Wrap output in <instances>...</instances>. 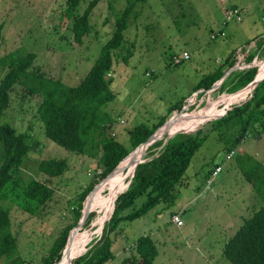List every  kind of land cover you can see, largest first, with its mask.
Here are the masks:
<instances>
[{
  "label": "rangeland",
  "instance_id": "obj_1",
  "mask_svg": "<svg viewBox=\"0 0 264 264\" xmlns=\"http://www.w3.org/2000/svg\"><path fill=\"white\" fill-rule=\"evenodd\" d=\"M89 1L81 0L75 13H82ZM126 2L99 1L89 15L90 33L79 44L73 38L72 17L66 12L65 0H0V57L16 50L34 53L33 67L70 86L77 85L111 37L115 19ZM231 6L239 8L240 21L227 18L226 9ZM257 28L264 31V0H184L182 6L161 0L137 3L123 32V43L114 51L110 71L114 97L103 108L113 118L110 131L117 133L115 139L130 149L127 130L138 124L151 127L167 116L171 107L185 102L202 79L221 67L234 50L245 49L244 43L251 40L248 38L260 34L255 32ZM246 49L255 50V45ZM184 52L189 58L183 59ZM174 57L181 61L174 63ZM7 70L0 62V80ZM236 75L237 70L233 73ZM263 76L264 72L259 78ZM215 92L185 102L187 110L213 102L210 99L218 97ZM37 103L38 97L24 94L16 84L9 107L0 115L2 122L10 123L18 132L27 131L31 141L37 142L16 175L48 180L53 188L51 198L34 215L25 212L18 202L0 200V205L9 209L11 231L17 240L15 255L25 264H43L42 258L56 236L73 221L72 204L100 170L95 158L68 151L45 136L36 114ZM204 119L198 128L207 132V137L177 186L173 204L163 209L159 204L147 215L119 224L117 235L111 234L114 264H121L135 239L144 234L150 235L157 248L153 264H231L222 253L224 243L261 204L239 171V164L248 155L264 165V132L258 138L246 133L232 157L226 159L230 138L226 140L217 129L210 130L211 124H205L208 121ZM49 158L66 159V169L60 176L48 177L38 169L39 161ZM215 165L222 169L207 183ZM102 193L108 195L107 190ZM99 206V211L91 210L95 214L89 226L82 229L90 232L87 244L101 235V221H107L113 210V204ZM101 213L102 220L95 227L93 220ZM172 213L179 215L181 225L172 223ZM82 246L72 248L70 254L76 255ZM5 259L0 257V264L8 261Z\"/></svg>",
  "mask_w": 264,
  "mask_h": 264
},
{
  "label": "trees",
  "instance_id": "obj_2",
  "mask_svg": "<svg viewBox=\"0 0 264 264\" xmlns=\"http://www.w3.org/2000/svg\"><path fill=\"white\" fill-rule=\"evenodd\" d=\"M99 1L101 0H90L79 14L75 13V9L81 0H65L66 12L72 17L73 38L79 44L90 33L89 15ZM126 1L125 7L115 19L111 37L102 45L96 60L77 85L70 86L61 79L47 76L39 68L33 67L36 57L34 53H22L16 50L0 57V62L8 67L0 80V115L9 107L14 85H20L24 94L38 97L36 114L42 123L45 136L68 151L95 158L100 167L96 178L83 188L75 204H72L73 221L56 236L49 251L42 258L43 264L62 262L68 251V248H65L68 235L78 223L84 204H89L93 209L109 198L111 177L105 179L106 176L157 128L160 127L158 131L163 129L161 126L171 117L173 111L177 110L178 113L182 110V113L171 121L172 127H178L191 120L204 107L188 111L189 105L186 106L185 102L190 103L199 95L203 99L207 92L216 91L218 95L215 99L209 98L211 101L237 94L248 88L245 86L264 63V34H258L256 36L258 38L254 37L245 43V45L251 42L256 44L255 53L259 51L258 55L253 53L246 56L248 53L246 46L245 49L239 47L234 50L222 62L221 67L198 83L185 102L171 107L167 116H162L151 127L138 124L127 130L131 148L126 149L119 140L115 139L116 134L111 133L113 118L103 110L114 97L110 89L114 51L123 43V32L128 26L130 16L134 14L136 4L145 0ZM161 1L172 2L179 6L184 3V0ZM1 28L2 24H0V39ZM253 60L256 61L255 66L232 70L220 85L212 90L214 83L227 70L236 65L249 64ZM236 70L239 75L233 76ZM217 115L221 116L205 124L210 123L212 127L210 130H219V134L226 140L230 138L227 154L244 140L246 133L250 132L257 138L260 137L264 132V78L242 100H231L218 106L208 118ZM202 123L198 122L191 126L190 131L186 133L171 135L164 144L166 135H162L147 146L141 158L139 156L135 162L125 168L118 177L116 184L118 194L113 200V210L103 225L101 235L87 244L88 248L84 253L72 258L67 264H114L111 234L117 235L119 224L147 215L159 204H162V209L173 204L177 197V186L182 183L195 151L207 137L208 133L198 128ZM257 128L260 129V133H257ZM36 143L31 141L27 131L18 132L10 123L0 120V200L10 199L18 202L25 212L32 215L53 194V188L48 184V180L40 181L33 177L24 179L16 175L29 150ZM139 147L141 146L137 148ZM66 166L64 158H49L38 163V169L48 177L60 176ZM132 171L133 176H131ZM239 171L251 184L261 204L243 220L234 234L224 243L222 253L231 264H264V165L247 155L240 161ZM99 183L101 184L89 197V193ZM104 190H107V196L102 195ZM138 198L141 199L140 203L135 205ZM127 209L129 211L124 213ZM96 210L99 211L100 206ZM94 214L90 211L78 229L73 249H79L83 245L90 232L82 229L89 226ZM102 217L101 213L93 220L95 227L99 226ZM74 234L75 232L72 238ZM16 251L17 240L11 231L9 209L0 205V257L4 256L5 260H8L4 264H25L18 255H15ZM63 251L65 253L61 258ZM129 251L128 255L122 258L121 264H153L157 255L156 245L149 234L138 236L129 247Z\"/></svg>",
  "mask_w": 264,
  "mask_h": 264
},
{
  "label": "bare ground",
  "instance_id": "obj_3",
  "mask_svg": "<svg viewBox=\"0 0 264 264\" xmlns=\"http://www.w3.org/2000/svg\"><path fill=\"white\" fill-rule=\"evenodd\" d=\"M264 72V63L262 64L260 70L258 71V74H257V78H259L261 76V74ZM250 92V89L247 88L237 94H234V95H230V96H225V97H222V98H219L213 102H209L207 101L206 105L198 112V114L196 116H194L191 120L185 122L184 124H182L181 126L177 127V128H174L172 127V130L174 129H178V128H181V127H185L187 126V128H190L191 126L195 125L196 123L200 122L201 120H203L204 118H208L207 114L209 113H212L214 111V109H216L218 106L224 104V103H227L231 100H235V101H240L242 100L248 93ZM197 117V118H196ZM162 131L163 129L159 130L156 132V136L157 137H161L162 136ZM146 149V148H145ZM143 147H139L137 148L136 150H134L119 166V169L117 170V172L115 174H113L109 180V185H110V192H109V198L103 202V204L105 203L106 206L110 207L112 206L113 204V199L115 198V196L118 194L117 192V188H116V184H117V180H118V177L123 173V171L125 170V168L136 161V159L142 155L143 153ZM101 205V204H99ZM97 205L95 208L99 206ZM112 208V207H111ZM106 215V211L104 212V217ZM106 220V218H103V220L101 221V225H100V228H99V231L101 230V227L104 223V221ZM78 230L75 232L73 238L71 239V245H70V248L68 249L67 251V254L65 256V258L62 260V262L60 264H67L72 258H75L77 257V255L81 254L84 252L85 248H86V240L84 241L83 243V246L81 248V250L76 254V255H72L70 254V250L72 249V246H73V242H74V239H75V236L77 234ZM70 255V256H69Z\"/></svg>",
  "mask_w": 264,
  "mask_h": 264
},
{
  "label": "water",
  "instance_id": "obj_4",
  "mask_svg": "<svg viewBox=\"0 0 264 264\" xmlns=\"http://www.w3.org/2000/svg\"><path fill=\"white\" fill-rule=\"evenodd\" d=\"M252 66H255V63L254 62H251V63H249V65H248V67H252ZM233 69H235V67H232V68H230L229 70H227L226 71V73L219 79V80H217L215 83H214V87H213V89L214 88H216L217 86H219L220 85V83H221V81L225 78V76L229 73V72H231ZM259 69V68H258ZM258 69H257V71H256V73H255V76H254V78L245 86V87H248L249 89H250V91L258 84V82H260L263 78H264V76L263 77H261V78H257V74H258ZM180 113H182V110L180 111V112H178V113H174L167 121H165L164 122V124L161 126V127H163V131H162V135H166V137H165V140H164V142H163V144L167 141V139L171 136V135H173V134H175V133H186V132H188V131H190L189 129L190 128H187V126H185V127H181V128H178V129H174V130H172V125H171V121L173 120V119H175ZM224 114V113H223ZM221 115H217V116H213V117H211V118H209L208 120H205V121H209V120H212V119H216V118H218V117H220ZM197 118V117H196ZM202 121H200V123H201ZM160 128V127H159ZM159 128H157L143 143H141L140 145H138V146H141V147H143V154L140 156V158L144 155V153H145V148H147V146H149L150 144H152L155 140H157L159 137H157L156 136V132L158 131V129ZM137 146V147H138ZM136 147V148H137ZM136 148H134L132 151H134ZM131 151V152H132ZM131 152H129L124 158H126L127 156H129V154L131 153ZM123 158V159H124ZM122 159V160H123ZM121 160V161H122ZM121 161L118 163V165L106 176V178L105 179H108L109 177H111L113 174H115L116 172H117V170L119 169V166H120V163H121ZM131 176H133V171H132V174H131ZM104 179V180H105ZM129 183H130V181H129ZM128 183V184H129ZM101 183H99L98 185H96L94 188H93V190L89 193V197L92 195V193H93V191L100 185ZM127 184V185H128ZM114 200V199H113ZM92 209L90 208V205L89 204H84V206H83V212H82V214H81V216H80V218H79V220H78V223L76 224V226L73 228V230L69 233V235H68V238H67V241H66V244H65V248H70V245H71V238H72V235H73V233L74 232H76L80 227H81V225L83 224V222H84V220L86 219V217H87V215H88V213L91 211ZM112 212V211H111ZM111 214V213H110ZM109 217H110V215H109ZM109 217H108V219H109ZM104 223H105V221H104ZM104 223H103V225H104ZM103 225H102V227H101V229L103 228ZM86 249V248H85ZM65 250V249H64ZM85 252V251H84ZM83 252V253H84ZM64 253H65V251H63V253H62V256H61V258L63 257V255H64ZM82 254V253H81ZM81 254H79V255H77V257L78 256H80ZM70 256V255H69ZM70 262V261H69ZM56 264V263H55Z\"/></svg>",
  "mask_w": 264,
  "mask_h": 264
},
{
  "label": "built area",
  "instance_id": "obj_5",
  "mask_svg": "<svg viewBox=\"0 0 264 264\" xmlns=\"http://www.w3.org/2000/svg\"><path fill=\"white\" fill-rule=\"evenodd\" d=\"M226 14H227V18H232L234 19V21H240L241 20V12L239 10V8L235 7V6H231L229 8L226 9ZM189 58V55L187 52L183 53V59H187ZM181 60L178 57H174L173 58V62L174 63H179ZM244 66L242 68H245L248 65H238V67ZM233 155V151H231L230 153H228L225 157L226 159H230ZM222 167L220 165H216L214 167V169L211 171L210 175L206 178V182L210 183L212 178L216 177L218 175V173L221 171ZM171 220L173 223H175L176 225H181L182 221L179 217V215L174 214L171 217Z\"/></svg>",
  "mask_w": 264,
  "mask_h": 264
},
{
  "label": "crops",
  "instance_id": "obj_6",
  "mask_svg": "<svg viewBox=\"0 0 264 264\" xmlns=\"http://www.w3.org/2000/svg\"><path fill=\"white\" fill-rule=\"evenodd\" d=\"M258 30H259V28H257V29L255 30V32L257 31V33L264 34V31H263V32H260V31H258ZM253 35H254V33H253ZM252 37H253V36H252ZM248 39H252V38L250 37V38H248ZM248 41H250V40H248ZM244 44H245V43H244ZM250 44H254V43L251 42ZM250 44H248V45H250ZM254 45H255V50H250V49H249V50H250V51H249V50L247 49V50H248V51H247L248 53L246 54V56L255 53V51H256L257 48H256V44H254ZM257 53H259V51H257ZM257 53H255V54L258 55ZM256 55L254 56V58L256 57ZM254 58H253V59H254ZM257 59H258V57L256 58V60H257ZM253 61H254V60H253ZM255 62H256V61H255ZM255 62H254V63H255ZM61 81H62V79H61ZM115 134L117 135V133H115Z\"/></svg>",
  "mask_w": 264,
  "mask_h": 264
},
{
  "label": "clouds",
  "instance_id": "obj_7",
  "mask_svg": "<svg viewBox=\"0 0 264 264\" xmlns=\"http://www.w3.org/2000/svg\"><path fill=\"white\" fill-rule=\"evenodd\" d=\"M247 46V45H246ZM254 62V61H253ZM245 65H249V64H245ZM237 67V66H236ZM246 67H248V66H246ZM253 67V66H252ZM242 69V68H241ZM215 89V88H214ZM214 89H212V90H214ZM211 90V91H212ZM176 214V213H175ZM174 215V214H173ZM178 215V214H177ZM172 217V216H171ZM173 223V222H172ZM175 224V223H174Z\"/></svg>",
  "mask_w": 264,
  "mask_h": 264
}]
</instances>
